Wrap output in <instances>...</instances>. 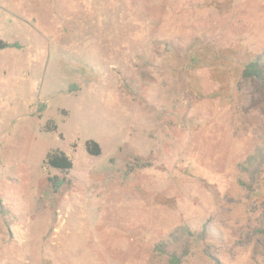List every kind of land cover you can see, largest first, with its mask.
<instances>
[{"label":"rangeland","instance_id":"374dc122","mask_svg":"<svg viewBox=\"0 0 264 264\" xmlns=\"http://www.w3.org/2000/svg\"><path fill=\"white\" fill-rule=\"evenodd\" d=\"M0 40L19 46L0 51V264H166L155 247L207 223L223 264H264L239 185L264 121L237 90L264 0H0Z\"/></svg>","mask_w":264,"mask_h":264},{"label":"trees","instance_id":"16d2710c","mask_svg":"<svg viewBox=\"0 0 264 264\" xmlns=\"http://www.w3.org/2000/svg\"><path fill=\"white\" fill-rule=\"evenodd\" d=\"M17 44H9L0 40V51L18 49ZM237 90L242 98L243 109L246 114H255L264 121V52L255 57L243 68ZM43 110V106H41ZM47 132H55L57 127L53 122L46 124ZM87 153L97 157L101 149L96 142L90 141L85 144ZM46 168H51L68 173L73 168L71 159L58 150L49 153L44 162ZM134 168L143 167L136 162ZM240 169L248 175L246 182L239 185L246 192L247 197L260 211L258 221L247 231L248 244L252 245L253 258L261 256L264 263V148L256 149L255 153L248 157ZM48 187L52 195H58L71 187V181L65 177H48ZM216 232L210 224L204 225L200 231H192L187 227L176 230L170 236V242L160 243L155 247L162 262L166 264H192L197 253L203 254L212 264H223L219 259L218 250L208 241L216 238Z\"/></svg>","mask_w":264,"mask_h":264}]
</instances>
